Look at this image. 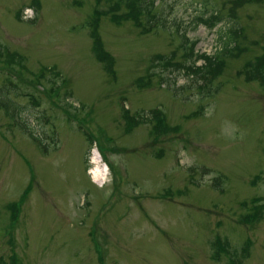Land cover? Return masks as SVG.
Listing matches in <instances>:
<instances>
[{
  "label": "rangeland",
  "instance_id": "obj_1",
  "mask_svg": "<svg viewBox=\"0 0 264 264\" xmlns=\"http://www.w3.org/2000/svg\"><path fill=\"white\" fill-rule=\"evenodd\" d=\"M111 4L0 0V264H264V87L243 73L264 53V0H154L144 34L100 16V62L89 25ZM191 45L223 63L204 87L155 59L190 65Z\"/></svg>",
  "mask_w": 264,
  "mask_h": 264
},
{
  "label": "trees",
  "instance_id": "obj_2",
  "mask_svg": "<svg viewBox=\"0 0 264 264\" xmlns=\"http://www.w3.org/2000/svg\"><path fill=\"white\" fill-rule=\"evenodd\" d=\"M108 2H112V4L109 6L108 11L104 13L105 14L113 13L111 15V19L116 21L117 23L123 18L128 19L136 29L140 30L142 34L150 33L158 28V21H156L155 15L152 12L154 0H150V1L149 0H108ZM251 2H253V0H232V4H233L232 8L234 9L240 8L245 4ZM144 3H148L149 7H147ZM122 5L125 6L126 12L117 14V11L121 9ZM143 16H145L146 18ZM97 19L98 17L96 18V20ZM219 22H220V18L217 13L212 14L210 15V17L205 19L200 18V23H202L205 27L209 29L213 28ZM96 23L97 21L94 22L93 31L91 32V37L93 38L92 49L95 55L98 58H100L103 52H102L101 41L96 31ZM223 47H224L223 50L220 53H218L219 55L222 53L225 56H227V54L232 55V50L235 49V47L232 48L230 46V41L224 42ZM155 59L158 60L162 64V67H164L165 69H167L168 67H173L174 69H178V70L184 69L185 74L187 75L192 74L195 77H199L207 81V83L214 81L221 74L223 69V63L222 61L219 60V57L217 55L209 57L205 55L194 54L193 49L191 47L188 48V52H186V54H184L183 56V60H185L186 62L188 60L192 61V64L190 65L186 63H182L181 61H175L173 56L166 57L164 55H156ZM198 60L204 61V65L202 67L195 66V63ZM104 61H105V57L103 56L100 58V62H104ZM238 72L236 74L239 75ZM243 73L245 78L244 80L246 82L255 81L258 82L259 85L264 87V53L260 56L255 57L254 61L247 62L244 66ZM147 79L148 80L146 82V85H150L151 77L148 76ZM140 82H142L141 79ZM149 112L152 115L151 121L152 120L157 121L159 125H164L166 127L167 124L164 123V117L160 111L150 110ZM127 114L128 112L124 111L123 118L125 117L126 120L128 119ZM137 122L134 124H128L129 129L133 128L134 125H137ZM159 131L164 132L162 129ZM86 134L88 136L87 140H90L92 142V139L89 136V134L88 133ZM252 221H254V216L252 213L246 214L242 218V222L245 223L247 222L249 224H253ZM215 247L217 249L216 257L219 258L220 251L222 249L225 250V248L227 247V243L223 245L219 240H216Z\"/></svg>",
  "mask_w": 264,
  "mask_h": 264
},
{
  "label": "bare ground",
  "instance_id": "obj_3",
  "mask_svg": "<svg viewBox=\"0 0 264 264\" xmlns=\"http://www.w3.org/2000/svg\"><path fill=\"white\" fill-rule=\"evenodd\" d=\"M98 155V153L94 150L93 152V157H92V161L91 163L94 165L92 170H91V173H92V177L95 178L96 181H99L100 182V177H103V172H104V168L101 167L100 165H98L99 163V157L96 156ZM105 167V166H104Z\"/></svg>",
  "mask_w": 264,
  "mask_h": 264
}]
</instances>
